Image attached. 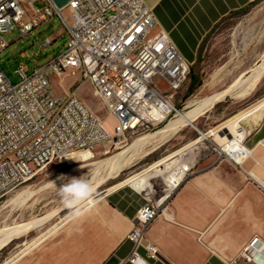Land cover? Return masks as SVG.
<instances>
[{"label":"built area","instance_id":"obj_1","mask_svg":"<svg viewBox=\"0 0 264 264\" xmlns=\"http://www.w3.org/2000/svg\"><path fill=\"white\" fill-rule=\"evenodd\" d=\"M54 14L68 33L62 52L32 73L20 64L17 83L0 65V199L54 159L91 149L112 136L139 135L179 113L167 90L181 87L191 62L158 27L155 11L145 0H70L63 7L54 0H0V54L9 45L7 32L17 28L27 36ZM54 39L46 36L40 46ZM76 72L115 117L112 132L76 93L56 90L55 76ZM193 166L179 165L176 170L184 168L185 179ZM182 181L171 193L165 185L158 199L152 190L136 189L145 203L127 234L132 244L128 261L152 264L149 260L159 258L147 229Z\"/></svg>","mask_w":264,"mask_h":264},{"label":"rangeland","instance_id":"obj_2","mask_svg":"<svg viewBox=\"0 0 264 264\" xmlns=\"http://www.w3.org/2000/svg\"><path fill=\"white\" fill-rule=\"evenodd\" d=\"M46 36L55 37L54 42L47 47H41L40 44ZM6 38L9 45L0 54V65L11 82L17 83L21 80V75L17 72L20 64L27 68V73H32L36 67L65 49L68 33L62 19L54 14L32 29L29 35L22 36L17 28H13L6 33ZM263 61L264 0H255L246 8L229 13L215 24L201 43L196 61L191 62L187 80L177 90H167L173 93L179 112L189 109L194 101L227 90L212 107L206 109L191 123L186 122L179 126L175 131L165 130L170 120L168 119L139 135L112 136L97 143L91 148L93 156L88 159H82L81 153L54 159L37 171L32 178L10 190L0 199L1 240L6 237L5 234L10 228L32 222L29 228L13 235L0 249V264L15 258L32 243L34 245L13 264L39 262L46 252L61 245L63 238L66 241L70 238V232L80 217L78 212L83 207L96 204L105 192L113 188L121 185L131 187L132 185L121 181L198 137L199 142L179 150L167 160V163L170 162L172 165L169 169L148 178V181L155 185L150 193L153 198L158 199L162 195V189L165 187L164 178L179 165L185 163L194 165L193 171L197 165H207L213 160L231 161L221 155L219 148L222 143L217 131L207 138L201 137V134L216 128L239 110L264 99V72L250 90L247 84L249 75ZM54 82L58 92L76 93L95 115L104 120L109 131H113L115 117L108 112L100 97L94 94L92 85L80 78L79 72L62 77L55 76ZM161 85L166 86L164 82ZM178 115L179 113L174 115V118ZM138 136L147 138L143 143L132 145ZM118 154L120 163L127 161L126 166L119 171L115 161L104 162L101 165L97 163L98 160ZM106 175L112 177L99 183ZM73 178L85 180L91 185L89 196L96 197L93 204L87 205L85 199L71 207L65 204L60 188ZM104 190L105 192L101 193ZM71 216L74 217L66 220Z\"/></svg>","mask_w":264,"mask_h":264},{"label":"crops","instance_id":"obj_3","mask_svg":"<svg viewBox=\"0 0 264 264\" xmlns=\"http://www.w3.org/2000/svg\"><path fill=\"white\" fill-rule=\"evenodd\" d=\"M54 1L63 7L70 0ZM145 1L155 11L158 27L195 62L215 24L255 0ZM258 102L219 124L226 121L222 127L236 125L243 133L241 143L249 149L243 161L197 165L149 224L147 238L159 248L152 264H264V104L252 107ZM144 203L132 186L105 192L99 202L78 212L70 238L34 264H135L127 260L132 250L127 234Z\"/></svg>","mask_w":264,"mask_h":264},{"label":"bare ground","instance_id":"obj_4","mask_svg":"<svg viewBox=\"0 0 264 264\" xmlns=\"http://www.w3.org/2000/svg\"><path fill=\"white\" fill-rule=\"evenodd\" d=\"M263 72H264V61L261 62L259 65H257V67L249 75V80H248V83H247L248 84V88H249L248 90H250V88L253 85H255L254 83L257 80H259V78L263 74ZM226 91L227 90H222V91L216 92V93H214V94H212V95H210V96H208L206 98H203L201 100L194 101L193 103H191V106H190L189 109H187V110H185L183 112H179L178 117L174 118V116H173V118H171L169 120V122L167 123V125L165 127V130L175 131V130H177L179 128V126L185 124L186 122H190L191 123L193 119H195L198 116H200L206 109H209L210 107H212L214 105V103L219 101V99L222 98V96L225 94ZM261 104H264V99L260 100L256 105H254L252 107L253 108L257 107L258 108L259 105H261ZM236 118H239V117L236 115ZM225 122H224V124L219 125L216 128H212V129L208 130L207 132H202L201 137H206L207 138V137H209L212 134H216V131H217L218 132L217 135L219 136V138L221 140V143H222V146L219 148L220 152L224 156H226L227 158H229L232 161H234L235 163L241 162V161H243L244 157H246L248 155V153H249V149L244 147L243 144L241 143V140L243 139V133L240 131L239 127H237L236 125H233L230 128L222 127V126L226 125ZM234 122H236V121H234ZM232 124H233V122H232ZM223 128L228 130L230 133H232V137L231 138H229L228 135L225 134V131L223 130ZM138 137L139 138H137L132 145H137L138 143H143V141L147 138L145 136H141V137L138 136ZM199 141H200V137H198L195 140H193L192 142L186 144L181 149H178L175 152L169 154L168 156L156 161L155 163H153L149 167L143 169L142 171H140V172H138V173H136V174H134L132 176H129V177L125 178L123 181H121V183H125V184L128 183V184L134 186L137 190H141V189L145 188L147 190H152L153 191L155 185H154L153 182H149L148 178L149 177H155V176L161 174L162 172H164L165 170L169 169L172 165L170 164V162L167 163V160L174 153L178 152L179 150L181 151V150H183V149H185V148H187V147H189V146H191L194 143H197ZM79 153H81L80 156L82 157V159H88V158L93 156V153H92L91 149H87V150H83V151H77V152H75L73 154H79ZM72 155H70L69 157H72ZM119 158H120V154L114 155V156H112V157H110L108 159L98 160L97 163L101 165L104 162L115 161L117 167L119 168L118 169V171H119V170L123 169L124 166H126L125 164L127 163V161L123 162V163H120L119 162ZM185 165H190V164L189 163L183 164V166H185ZM176 169L177 168L173 169L164 178L165 185L167 186L166 193H171L175 189L176 185L180 181H182V179H184V174H185L184 173V168H182V170H176ZM108 177H112V175L111 176L110 175L109 176H107V175L104 176L100 180L99 183L103 182ZM100 197H101V195H100ZM84 199L86 200V203L88 205V204H93L94 201L96 200V197L95 196H87ZM31 225H32V222H29V223L20 224V225H17V226H14V227L10 228L6 232V234L4 233L6 235V237H4L2 240L0 239L1 240L0 241V249L5 244H7L9 242V240L11 239V237L13 235H16V234L20 233L23 229H25V228L27 229ZM33 245H34L33 243L30 244L23 251H21V253L19 255H17L15 258L9 259L6 262H4L3 264H13L14 261L19 256H21L23 253H25V251L29 250Z\"/></svg>","mask_w":264,"mask_h":264},{"label":"clouds","instance_id":"obj_5","mask_svg":"<svg viewBox=\"0 0 264 264\" xmlns=\"http://www.w3.org/2000/svg\"><path fill=\"white\" fill-rule=\"evenodd\" d=\"M60 191L65 204L71 207L91 194V185L85 180L73 178L60 188Z\"/></svg>","mask_w":264,"mask_h":264}]
</instances>
